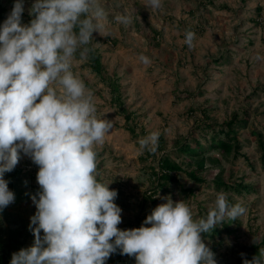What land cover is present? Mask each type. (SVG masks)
<instances>
[{
	"label": "rangeland",
	"instance_id": "1",
	"mask_svg": "<svg viewBox=\"0 0 264 264\" xmlns=\"http://www.w3.org/2000/svg\"><path fill=\"white\" fill-rule=\"evenodd\" d=\"M146 2L99 0L108 12L106 35L93 32L89 44L102 54L107 80L92 69L88 53L84 58L79 50L76 53L73 72L93 93L97 115L113 125L104 143L95 147L98 179L118 192L121 230L133 229L138 219L142 225L164 202L160 197L185 200L194 217H205L216 194L227 193L228 202L240 203L245 214L236 220L225 218L230 231L218 224L221 232L215 237L202 235L218 264H236L241 253L264 240V0H162L159 10L147 9ZM32 3L24 0L23 24L33 18ZM13 4L14 0H0L5 8L0 26ZM118 14L130 15L131 23L118 24ZM185 30L195 33L191 48L184 42ZM141 54L151 63L143 64ZM235 114L246 120L235 126L240 155L225 156L221 149L211 148V137L213 129L225 128ZM154 131L160 133L158 144L148 155L138 141ZM194 137L204 146L207 159L201 173L206 180L197 182L185 172H175L177 182L157 186L153 168L159 171L162 156L170 155L186 168L188 162L196 166V159L179 148L186 141L193 143ZM18 166L22 182L15 201L0 211V255L7 256V264L16 246L26 248L34 242L29 225L36 212L31 197L39 190V168L23 153ZM217 176L248 187L241 192L218 188ZM147 195L156 202L142 204Z\"/></svg>",
	"mask_w": 264,
	"mask_h": 264
},
{
	"label": "clouds",
	"instance_id": "2",
	"mask_svg": "<svg viewBox=\"0 0 264 264\" xmlns=\"http://www.w3.org/2000/svg\"><path fill=\"white\" fill-rule=\"evenodd\" d=\"M145 7L159 10L162 0H147ZM24 11V0H14L0 26V211L15 201L4 176L21 153L39 168V190L31 197L34 242L14 252L10 264H106L118 249L136 264H218L202 234L246 212L240 203L230 205L223 191L205 217H194L191 205L169 195L140 227L118 228V192L98 179L95 150L113 125L97 115L93 93L72 70L77 51L84 58L91 50L82 46L93 32L106 35L105 7L99 0H34L28 24ZM114 19L131 23L127 14ZM184 36L193 47L195 33ZM139 60L151 63L143 54ZM159 135L142 137L140 149L155 152ZM243 264H264V248Z\"/></svg>",
	"mask_w": 264,
	"mask_h": 264
},
{
	"label": "trees",
	"instance_id": "3",
	"mask_svg": "<svg viewBox=\"0 0 264 264\" xmlns=\"http://www.w3.org/2000/svg\"><path fill=\"white\" fill-rule=\"evenodd\" d=\"M5 13V8L0 5V18L4 17ZM87 48L91 49L88 52L89 58H90V66L92 69L97 73L100 74L105 80H107V75L106 71L104 70V65L102 63V54L97 50L92 47L91 44L86 45ZM119 85H117L114 89V91H118ZM120 92H118L116 99H120ZM131 118L130 114L126 115V119L129 120ZM236 124H246V120L243 118H238V115L235 114L231 120L227 121L225 123V128L221 127L219 130L213 129V135L211 137V148L213 149H221L222 153L225 156H228L232 152L235 153L236 156L240 155V140L235 134L236 131ZM208 126H212L210 124H207ZM127 129L131 130L134 132V128L130 125L127 126ZM193 143L192 142H184L182 143L179 148L181 151L185 152L187 156L190 158H195L196 161L194 162L196 166H191L189 163V167H183V164L179 162L176 159L171 158L170 155H164L160 158L159 160V171H155V168H153V173L155 174V183L159 187H165L169 182H177L178 178L177 175L175 174L178 172H185L191 179L197 182H204L206 180V176L202 175V171L206 168L205 162L207 157L204 156L205 150L202 142L198 137L193 138ZM263 144V142H261ZM264 146V145H263ZM145 153L148 155L152 154V152H149L145 150ZM21 174H22V168L20 166H16V168L12 171L9 172L8 175L6 176V180L9 181V189L13 192H15L19 186L21 185L22 179H21ZM215 184L218 188H233L234 190H237L241 192L242 188L248 187L247 185L244 184L243 181L241 182H229L225 181L223 178H220V176L215 177ZM193 189H189L190 192H192ZM155 194L153 191L151 194ZM153 195H147L143 199V203H147L149 200L152 202H156V199L153 198ZM230 205H234L233 202L229 201ZM141 219H138L135 224H133L134 228H138L141 226ZM223 225V228H227L229 231L231 230L228 223L226 220L221 224ZM221 230L219 226L217 225L213 230H211L208 234L211 236L215 237L216 234L220 233ZM261 248H264V240L261 242L255 243L251 245L245 254V257H241V255L237 258V263L236 264H243V259L246 258L248 260H252V258L255 255H258L259 250ZM21 249L20 246H16V252H18ZM8 258L5 255H0V264H7L8 263ZM109 264H136L135 257H130L128 255H121L120 250H117L116 255H112Z\"/></svg>",
	"mask_w": 264,
	"mask_h": 264
}]
</instances>
